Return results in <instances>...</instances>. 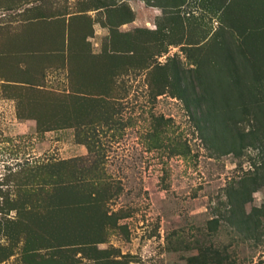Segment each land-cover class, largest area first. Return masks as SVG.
<instances>
[{"label":"rangeland","instance_id":"374dc122","mask_svg":"<svg viewBox=\"0 0 264 264\" xmlns=\"http://www.w3.org/2000/svg\"><path fill=\"white\" fill-rule=\"evenodd\" d=\"M240 88L264 102V0H0V264H188L208 246L264 264V183L240 207L258 239L224 220L264 166ZM205 108L247 134L232 151Z\"/></svg>","mask_w":264,"mask_h":264},{"label":"trees","instance_id":"16d2710c","mask_svg":"<svg viewBox=\"0 0 264 264\" xmlns=\"http://www.w3.org/2000/svg\"><path fill=\"white\" fill-rule=\"evenodd\" d=\"M102 7L105 5L102 4ZM97 8V7H96ZM130 13V12H129ZM57 14H50V13H39L38 18L44 19L45 17H55L53 21L57 22L60 21L58 17L55 16ZM60 15V14H59ZM62 16V14H61ZM70 18L72 16H69ZM123 23V22H122ZM136 32H139L138 30ZM148 32V31H147ZM150 33V32H149ZM158 55L154 54V56ZM178 78H180V81L182 80V76L184 74L183 69H176L175 70ZM190 71V70H189ZM183 81V80H182ZM182 93L180 94L181 97L186 101V103H189L192 101L190 98L191 93L188 91V85H182ZM201 93L204 92V87L200 85ZM240 93L243 94L246 100V104L249 107L251 120H254L255 122V128L256 130H261V132L257 135L261 136V141L264 139V102H258V100H254V102L250 101L251 95L250 92L247 90V88H240ZM93 94V93H92ZM88 95V94H87ZM85 99V96H80ZM201 96H199L198 93H194L193 100L201 101ZM201 123L204 127V129L208 130V137L209 140L212 142H215L217 144H220L224 147L226 151H232V148L230 146L235 143L236 140L241 141L242 138L247 135L243 132L236 130V122L235 123H227L226 120L224 121L219 117V113L216 112L214 109L211 108H205V112L201 113ZM233 127V128H232ZM258 128V129H257ZM232 129L235 130L234 133H232ZM263 129V130H262ZM229 144V146H228ZM249 145V144H248ZM264 163V162H263ZM263 172L260 174V177H257L256 179L254 177H248L243 176L240 182V187L234 191V198L228 200L227 207L224 210V220L229 224L230 226H233L236 230L244 231L245 235L247 237H255L258 239L261 235V230L259 229L261 226V222L258 218V212L260 211L258 208L254 209L253 212H244L243 209H240V207L243 205L244 202H247L250 193L253 191L255 187H258L264 183V166L262 167ZM262 179L261 182H257V179ZM252 186H248V185ZM216 219L212 220L211 222L216 225ZM80 244V243H78ZM84 244V243H83ZM188 264H237L234 262V260H230L227 255V251L225 247L222 249H218L212 246L205 247L204 249L200 250V252L195 255L191 256L188 259Z\"/></svg>","mask_w":264,"mask_h":264}]
</instances>
